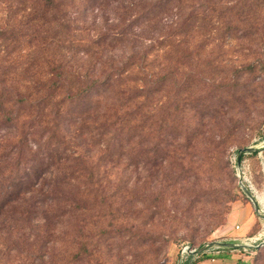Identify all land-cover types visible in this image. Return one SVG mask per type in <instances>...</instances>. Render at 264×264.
Segmentation results:
<instances>
[{
    "label": "rangeland",
    "instance_id": "rangeland-1",
    "mask_svg": "<svg viewBox=\"0 0 264 264\" xmlns=\"http://www.w3.org/2000/svg\"><path fill=\"white\" fill-rule=\"evenodd\" d=\"M54 2L43 11L42 0H0V66L8 79L41 75L39 58L49 65L108 63L150 44L139 77H172L148 98L144 128L153 131L133 140L128 160L100 167L101 189L81 201L82 211L60 214L68 190L58 183L57 199L51 192L57 183L46 176L2 215L0 264H188L186 246L261 242L264 219L239 185L236 160L238 149L259 148L243 155L239 174L264 213V0H180L168 15L134 29L125 44L105 46L97 59L89 40L119 30L150 0ZM158 126L181 137L157 144ZM85 150L94 162L98 148L87 143L70 153ZM228 190L237 197L225 210ZM80 240L86 250L76 258ZM205 253L191 264H264V245Z\"/></svg>",
    "mask_w": 264,
    "mask_h": 264
},
{
    "label": "trees",
    "instance_id": "trees-1",
    "mask_svg": "<svg viewBox=\"0 0 264 264\" xmlns=\"http://www.w3.org/2000/svg\"><path fill=\"white\" fill-rule=\"evenodd\" d=\"M179 1L144 3L134 18L127 22L121 20L119 30L102 32L90 39L88 45L95 48L90 56L97 59L101 49L111 43L125 44L134 29L168 15ZM57 4L54 0H42L41 8L46 11L48 7L56 8ZM43 18L42 14L39 20ZM172 31L176 34L178 28ZM153 47L152 44L139 46L122 53L118 61L108 63L94 60L70 66L49 65L39 58L37 72L42 76L24 82L8 79L10 72L0 66V138L5 137L0 142V218L21 197L32 193L46 176H52L57 183L51 190L57 199L62 195L61 185L68 190V199L56 210L60 214L80 212L84 208L81 201L101 189L100 167L112 165L115 160H128L133 140H144L153 131V128H144L150 119L148 98L160 93L172 77L170 73L155 79L139 77L138 72L144 69ZM174 130L169 136L181 137ZM156 133L157 144L169 137L161 126ZM186 137L193 139L194 130H187ZM78 139L98 148L94 162H88L87 150L83 156H71L70 151L81 144ZM236 197L234 191L226 192L225 210ZM15 226L13 223L10 227ZM81 227L82 220H78V230ZM85 250L86 245L80 240L76 258ZM205 256L202 253L198 257Z\"/></svg>",
    "mask_w": 264,
    "mask_h": 264
},
{
    "label": "water",
    "instance_id": "water-1",
    "mask_svg": "<svg viewBox=\"0 0 264 264\" xmlns=\"http://www.w3.org/2000/svg\"><path fill=\"white\" fill-rule=\"evenodd\" d=\"M264 147V146H263ZM262 147V148H263ZM259 150V148L254 147V146H246L243 148L238 149L237 152V173H238V177H239V185L241 187V189L243 190V192L246 194V196L250 199V201L252 202L253 206H254V210L255 212L264 219V213L261 212V210L259 209V201L257 199V196L251 191V189L246 186L243 181L241 180V176H240V172H241V160H242V156L244 154H249V153H253L255 151ZM264 245V239L259 242L256 245L250 244L248 242H241V243H237V242H230V241H218V240H213V241H209L206 242L205 244L199 246L198 248H191L190 246H186L184 248V251H187L190 256L191 259L189 261L188 264H191L192 258L200 255L202 253H205L206 251L212 249V248H230V249H247V248H256L259 249L260 247H262Z\"/></svg>",
    "mask_w": 264,
    "mask_h": 264
},
{
    "label": "bare ground",
    "instance_id": "bare-ground-1",
    "mask_svg": "<svg viewBox=\"0 0 264 264\" xmlns=\"http://www.w3.org/2000/svg\"><path fill=\"white\" fill-rule=\"evenodd\" d=\"M260 201L264 203V197H259ZM253 241V240H252Z\"/></svg>",
    "mask_w": 264,
    "mask_h": 264
}]
</instances>
